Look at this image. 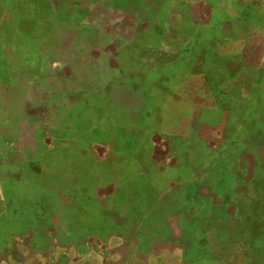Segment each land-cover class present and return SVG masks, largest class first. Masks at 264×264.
<instances>
[{
    "label": "rangeland",
    "instance_id": "obj_1",
    "mask_svg": "<svg viewBox=\"0 0 264 264\" xmlns=\"http://www.w3.org/2000/svg\"><path fill=\"white\" fill-rule=\"evenodd\" d=\"M113 3L0 0V156L9 167L0 181L31 184L41 210L69 216L53 239L68 257L23 248L0 262L264 264V129L254 111L225 127L216 110L197 112V126H158L150 95L148 119L125 126L124 48L111 43L126 36L114 22L127 18ZM128 183L149 186L148 207L127 206ZM97 186L102 218H76ZM131 209L138 218H107ZM48 242L35 239L38 249Z\"/></svg>",
    "mask_w": 264,
    "mask_h": 264
},
{
    "label": "crops",
    "instance_id": "obj_2",
    "mask_svg": "<svg viewBox=\"0 0 264 264\" xmlns=\"http://www.w3.org/2000/svg\"><path fill=\"white\" fill-rule=\"evenodd\" d=\"M112 7L127 18L114 22L115 29L124 30L126 36L111 43L124 48L125 70H116L124 78L125 126H135L139 116L148 119L151 95L156 101L154 125L175 124L183 118L188 126H197V112L216 110L225 113L218 124L225 127L228 116L252 109L256 124L264 129V0H114ZM201 125L216 128L204 121ZM218 131L223 140V129ZM3 155L0 170L5 171L9 167ZM155 171L156 176L164 174V164H156ZM4 179L0 181V258L19 256L23 248L33 255H44V260L53 254L68 257V251L53 245L54 225L62 223V218L67 221L68 211V217L53 218L38 207L34 186ZM124 185L132 191L130 199L126 195L128 207L133 208L134 203L135 208L148 207L149 186ZM90 190L94 195L91 206L78 204L76 218H102L100 187ZM154 197L158 200L159 194ZM131 212L133 209L125 213L111 210L106 216L138 218L137 211L135 217L129 215ZM38 235L48 238V245L38 249Z\"/></svg>",
    "mask_w": 264,
    "mask_h": 264
}]
</instances>
